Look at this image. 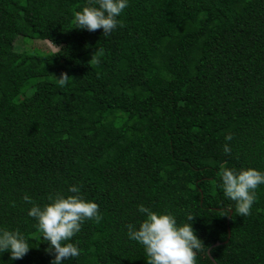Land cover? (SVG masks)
I'll use <instances>...</instances> for the list:
<instances>
[{
    "label": "trees",
    "instance_id": "obj_1",
    "mask_svg": "<svg viewBox=\"0 0 264 264\" xmlns=\"http://www.w3.org/2000/svg\"><path fill=\"white\" fill-rule=\"evenodd\" d=\"M87 2L0 0V227L32 246L0 264H50L22 197L43 206L72 184L102 219L64 264H148L127 236L140 204L196 216L197 264H264V184L243 217L218 176L264 170V0H129L108 36L74 27Z\"/></svg>",
    "mask_w": 264,
    "mask_h": 264
},
{
    "label": "clouds",
    "instance_id": "obj_2",
    "mask_svg": "<svg viewBox=\"0 0 264 264\" xmlns=\"http://www.w3.org/2000/svg\"><path fill=\"white\" fill-rule=\"evenodd\" d=\"M128 4L129 0H88L74 13V27L90 32L103 29V34L108 36L118 25L122 26L118 18ZM66 79L64 75L60 83L64 84ZM224 139L223 151L230 155L232 148L228 142L233 137L227 134ZM218 176L224 197L235 202V213L243 217L250 215L257 198L256 190L264 184V170L221 167ZM68 193L50 194L43 206L36 204L28 193L22 197L26 204L32 205L27 214L37 220L43 240L49 244L45 251L53 256L50 264H64L65 260L79 257L80 248L72 238L85 220L102 219L99 205L81 194L80 185H70ZM137 207L144 219L138 225L127 224V236L144 246L148 264H197V253L205 244L193 227L196 216L187 213L186 221L181 223L171 211L157 212L144 204ZM31 247L18 229L0 227V253L9 252V261L22 259Z\"/></svg>",
    "mask_w": 264,
    "mask_h": 264
},
{
    "label": "rangeland",
    "instance_id": "obj_3",
    "mask_svg": "<svg viewBox=\"0 0 264 264\" xmlns=\"http://www.w3.org/2000/svg\"><path fill=\"white\" fill-rule=\"evenodd\" d=\"M20 47H27L31 50H35L36 48H41L43 51H49V50H58V47L54 45L49 40H26L23 39L22 43L20 44Z\"/></svg>",
    "mask_w": 264,
    "mask_h": 264
},
{
    "label": "water",
    "instance_id": "obj_4",
    "mask_svg": "<svg viewBox=\"0 0 264 264\" xmlns=\"http://www.w3.org/2000/svg\"><path fill=\"white\" fill-rule=\"evenodd\" d=\"M217 244H219V243H217Z\"/></svg>",
    "mask_w": 264,
    "mask_h": 264
}]
</instances>
